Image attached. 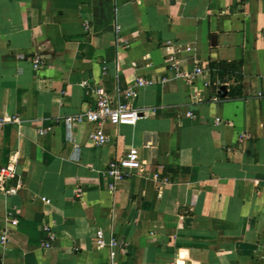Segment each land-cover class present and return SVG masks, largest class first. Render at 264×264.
Here are the masks:
<instances>
[{
	"label": "crops",
	"instance_id": "1",
	"mask_svg": "<svg viewBox=\"0 0 264 264\" xmlns=\"http://www.w3.org/2000/svg\"><path fill=\"white\" fill-rule=\"evenodd\" d=\"M135 78L140 115L104 145L64 121ZM0 119L20 181L0 190V264H264V0H0ZM128 151L141 169L109 188Z\"/></svg>",
	"mask_w": 264,
	"mask_h": 264
},
{
	"label": "built area",
	"instance_id": "2",
	"mask_svg": "<svg viewBox=\"0 0 264 264\" xmlns=\"http://www.w3.org/2000/svg\"><path fill=\"white\" fill-rule=\"evenodd\" d=\"M167 45H170V42H166ZM33 68L36 69L42 64L39 57L35 56L33 58ZM171 69L176 78L186 81L188 84L194 78V76L200 73L199 67H194L191 72H187L179 67L178 62L172 57L171 59ZM152 82L140 78H135L133 87L128 88L122 91L123 100L120 101L112 99L102 88L98 87L93 90L95 95V105L93 109H86L82 113L74 117H66L64 119L67 123H91L94 125V129L88 134V141L95 147L104 145L107 142V136L102 131V126L104 124H109L111 126H116L121 123L135 121L139 115L140 111L130 107L125 102L128 99H133L136 96L135 89L150 85ZM83 84H86L84 82ZM187 116H191L190 112L186 113ZM14 122L18 120L13 118ZM219 120L215 119L217 123ZM3 124V121L0 119V127ZM141 169V164L138 160V155L135 151H128L123 157L119 159H114L110 161L105 168L104 174L111 181L109 188H112L116 183H120L130 176L132 170ZM15 181L13 186H9V181ZM20 187V181L16 178L15 170L13 165L8 164L5 167H0V190L8 196L15 194L16 189ZM41 201L44 203H49L47 199L42 198ZM6 220L10 226H14L17 223L16 218L12 217L11 213H7ZM41 230L45 233L47 241L43 242V247L48 248L49 243L53 241L54 235L52 234L49 227L43 225ZM6 232L3 231L0 234V243L1 245L5 244ZM95 246L98 249H103L108 247L109 250H114L117 247L115 239H110L108 242H105L102 237V232L97 230L95 232L94 239ZM121 245V243H120ZM111 256H114V251L111 252Z\"/></svg>",
	"mask_w": 264,
	"mask_h": 264
}]
</instances>
